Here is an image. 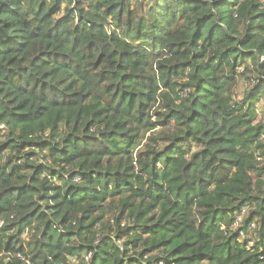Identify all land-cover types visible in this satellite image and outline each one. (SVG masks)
I'll use <instances>...</instances> for the list:
<instances>
[{
  "label": "trees",
  "instance_id": "1",
  "mask_svg": "<svg viewBox=\"0 0 264 264\" xmlns=\"http://www.w3.org/2000/svg\"><path fill=\"white\" fill-rule=\"evenodd\" d=\"M258 107L264 0H0V264H264Z\"/></svg>",
  "mask_w": 264,
  "mask_h": 264
},
{
  "label": "built area",
  "instance_id": "2",
  "mask_svg": "<svg viewBox=\"0 0 264 264\" xmlns=\"http://www.w3.org/2000/svg\"><path fill=\"white\" fill-rule=\"evenodd\" d=\"M242 71H243V68L242 67L239 68V72H242ZM245 212H246V207H242L240 209V211L236 213L235 218H234L232 225H231L232 228L237 229L241 226V224L244 220ZM250 226L252 228H255L256 224L253 222L250 224ZM250 233H251V231H249V230L248 231H244V230L240 231L241 238L242 239L245 238L248 240V241L245 240L246 248L248 250L254 251V250H256L255 246H256L257 242H256L255 238L251 236ZM90 258H91V254H88L85 257L86 260H90Z\"/></svg>",
  "mask_w": 264,
  "mask_h": 264
},
{
  "label": "rangeland",
  "instance_id": "3",
  "mask_svg": "<svg viewBox=\"0 0 264 264\" xmlns=\"http://www.w3.org/2000/svg\"><path fill=\"white\" fill-rule=\"evenodd\" d=\"M245 86H246L245 81H244V80H241V81L239 82L238 87H237V95H238V96H239V95H242V93H243L244 90H245ZM258 113H259V119L261 120V118H262L263 115H264L261 107H258ZM148 134H149V133H148ZM250 234H251L252 237H255V235H253L252 232H251ZM256 234H257V233H256Z\"/></svg>",
  "mask_w": 264,
  "mask_h": 264
}]
</instances>
